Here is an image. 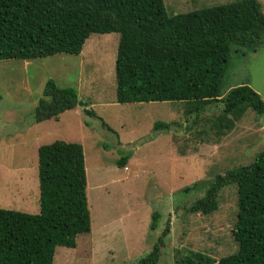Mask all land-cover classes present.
Here are the masks:
<instances>
[{"label": "rangeland", "instance_id": "374dc122", "mask_svg": "<svg viewBox=\"0 0 264 264\" xmlns=\"http://www.w3.org/2000/svg\"><path fill=\"white\" fill-rule=\"evenodd\" d=\"M227 1L162 3L170 15ZM258 2L264 12V0ZM117 40L116 32L90 33L76 55L0 59V207L37 213V147L55 139L78 142L90 229L75 236L74 247L55 246L51 264H133L159 237L156 264H176L184 253L217 260L234 252V184L221 186L213 210L203 213L190 206L216 174L249 163L264 149V114L248 107L235 110L229 130L217 132L219 102L206 104L196 117L186 116L181 101L116 102ZM47 79L73 87L93 114L75 106L56 118L34 121ZM240 84L264 102V42L254 48L231 46L219 93ZM155 121L174 123L154 130ZM122 155L127 159L118 166Z\"/></svg>", "mask_w": 264, "mask_h": 264}, {"label": "trees", "instance_id": "16d2710c", "mask_svg": "<svg viewBox=\"0 0 264 264\" xmlns=\"http://www.w3.org/2000/svg\"><path fill=\"white\" fill-rule=\"evenodd\" d=\"M118 33L114 58L115 101H181L194 117L206 104L221 103L214 128L232 126L235 110L264 114V102L248 85H218L231 46L264 42V12L258 0H231L167 14L162 0H0V59L78 54L90 33ZM87 103L70 86L45 80L32 118H56ZM230 115L229 118H226ZM194 119L191 120V124ZM174 122L155 121L154 130ZM105 125V128H110ZM215 132V133H217ZM38 212L0 207V264H51L55 246L74 247L90 229L82 147L55 139L36 149ZM126 155L116 160L124 166ZM235 187L234 252L217 260L184 253L176 264H264V149L244 165L216 174L190 209L209 212L222 185ZM150 227H154L155 213ZM168 231L166 223L161 237ZM159 237L133 264H156Z\"/></svg>", "mask_w": 264, "mask_h": 264}]
</instances>
